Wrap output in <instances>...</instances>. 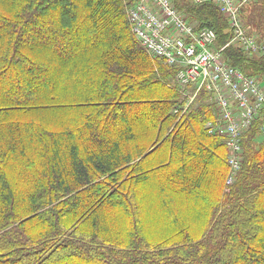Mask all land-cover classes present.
Wrapping results in <instances>:
<instances>
[{
	"label": "trees",
	"instance_id": "obj_1",
	"mask_svg": "<svg viewBox=\"0 0 264 264\" xmlns=\"http://www.w3.org/2000/svg\"><path fill=\"white\" fill-rule=\"evenodd\" d=\"M230 34L214 3L174 0ZM126 0H0V264H264V136L228 149L202 93L135 38ZM264 41V0L244 8ZM32 33V34H31ZM226 57L264 79V57Z\"/></svg>",
	"mask_w": 264,
	"mask_h": 264
},
{
	"label": "built area",
	"instance_id": "obj_2",
	"mask_svg": "<svg viewBox=\"0 0 264 264\" xmlns=\"http://www.w3.org/2000/svg\"><path fill=\"white\" fill-rule=\"evenodd\" d=\"M194 4L214 3L227 20L229 41L220 46L212 28L190 22L174 0H132L127 8L131 30L150 57L176 67L174 83L185 104L175 112L183 115L201 94L215 106L216 117L206 128L222 138L228 149L229 172L226 190L236 181L244 163L248 132L260 122L264 136V79L246 74L226 57L230 46L257 57H264V41L249 31L246 7L258 0H191Z\"/></svg>",
	"mask_w": 264,
	"mask_h": 264
},
{
	"label": "rangeland",
	"instance_id": "obj_3",
	"mask_svg": "<svg viewBox=\"0 0 264 264\" xmlns=\"http://www.w3.org/2000/svg\"><path fill=\"white\" fill-rule=\"evenodd\" d=\"M131 1H132V0H126V3H125V4H126L127 8H128V6L132 3ZM192 3H193V2H192ZM127 15H128V14H127ZM225 19H226V18H225ZM197 23H198V22H197ZM249 31L252 32V33H254V34H257V31L253 32L252 29H250V28H249ZM31 34H32V33H31ZM260 39H261V37H260ZM261 40H262V39H261ZM136 41H137V40H136ZM161 62H162V61H161ZM173 83H174V82L171 81V84H173ZM196 105H197V103H195L194 106H196ZM221 141H222V140H221ZM222 143H223V141H222ZM223 144H224V143H223ZM225 189H226V187H225ZM224 191L228 192L229 189H228V190H224Z\"/></svg>",
	"mask_w": 264,
	"mask_h": 264
},
{
	"label": "water",
	"instance_id": "obj_4",
	"mask_svg": "<svg viewBox=\"0 0 264 264\" xmlns=\"http://www.w3.org/2000/svg\"><path fill=\"white\" fill-rule=\"evenodd\" d=\"M226 33H229V30L228 29L226 30Z\"/></svg>",
	"mask_w": 264,
	"mask_h": 264
}]
</instances>
